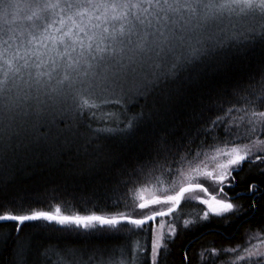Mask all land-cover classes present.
<instances>
[{
    "label": "snow or ice",
    "instance_id": "6c2138e0",
    "mask_svg": "<svg viewBox=\"0 0 264 264\" xmlns=\"http://www.w3.org/2000/svg\"><path fill=\"white\" fill-rule=\"evenodd\" d=\"M221 128L236 146L211 170L189 162L178 185L118 210L137 184L173 174L184 141ZM260 136L264 0H0V264H188L180 227L153 222L190 199L207 210L185 232L245 215L236 200L264 195ZM203 179L219 193L198 197ZM69 183L89 211H64ZM252 239L222 251L264 264Z\"/></svg>",
    "mask_w": 264,
    "mask_h": 264
},
{
    "label": "trees",
    "instance_id": "16d2710c",
    "mask_svg": "<svg viewBox=\"0 0 264 264\" xmlns=\"http://www.w3.org/2000/svg\"><path fill=\"white\" fill-rule=\"evenodd\" d=\"M228 107V105H225ZM215 118L214 116L212 117ZM247 125L240 127L235 130L236 133L243 135L246 130ZM182 131V130H181ZM235 139V135L232 137L226 136L223 129L214 132L208 136L203 134L197 136L191 144H188L187 140L184 141V146L180 147L178 154L174 150L173 157L168 159V164L172 166L173 174L169 176L167 174V167L165 168V174L161 175L159 171L156 172V179H151L148 183H143L136 185L135 192H129L128 207L123 205L118 209L119 211L132 212L135 207V203L139 202V196L143 195L145 197H150L154 194H162L163 192L171 189L173 187V182L178 185L181 180V171H183L185 177L187 175L194 174L190 171L189 162H191V168H196L202 166L205 162L209 165L207 168H202V170H211L213 167L211 158L216 156L220 158L222 151H230L232 147L236 146L232 143H225L226 140ZM256 139V137H252ZM259 139H264V136H260ZM203 142V143H202ZM249 143L247 138L238 141L240 146ZM219 149L220 151H217ZM201 155L197 159V154ZM183 164L180 163V157L185 156ZM248 165L244 166V169L237 175V180L239 181L241 177L247 175ZM38 175H45V173H38ZM46 179H52V177L45 176ZM259 178H250L247 180V184L237 183L233 188H226L229 196H234L237 192L246 191L247 185L255 183ZM208 188V194L199 193L198 195L205 199H210L212 195L219 193V186L214 185L210 180L203 179L200 181ZM261 192L264 193V184L260 185ZM76 185L69 183L67 185V191L64 193V199L70 201V203L64 206V211L66 212H86L91 209V205H82L79 202L81 193L76 191ZM143 189V191H142ZM75 197V199H74ZM135 200V203L133 202ZM255 200L257 207L251 209L249 206ZM237 203H241L249 210L245 215H242L239 219H232L230 222L212 218L207 226L200 227L198 230L193 229L191 231L185 232L183 226L180 227L181 234L177 243L182 244L184 249H186L189 256L188 264H235L237 261V256L231 251L225 253L224 249H237L239 246L246 244L248 237L263 238L264 236V195H260L259 198L250 197L244 195L241 199L236 200ZM193 204V203H192ZM192 204L188 205V212L195 214L197 217L202 215L203 210L200 207L195 210ZM198 206V205H197ZM115 210V209H114ZM107 211V209H105ZM136 212L140 210L135 209ZM196 212V213H195ZM192 219H196L197 217ZM187 218V216H186ZM160 219H156L153 222L154 226L158 223ZM135 239V238H134ZM115 242V241H113ZM218 251V258L213 256V250ZM240 249L237 250L239 252ZM203 253V255H202ZM246 255V253H241Z\"/></svg>",
    "mask_w": 264,
    "mask_h": 264
},
{
    "label": "rangeland",
    "instance_id": "374dc122",
    "mask_svg": "<svg viewBox=\"0 0 264 264\" xmlns=\"http://www.w3.org/2000/svg\"><path fill=\"white\" fill-rule=\"evenodd\" d=\"M197 196L200 197L198 195V193H197ZM200 198H202V197H200ZM190 204H192V207H194L195 210H198L200 207H202L203 211L207 210L206 205L199 203V199L186 200V201L182 202V205L180 206V208L177 210V212L174 215H170L168 217L158 218L160 220L158 221V223H156L155 227L159 230H162L166 234L169 232L170 227L173 224H176V225L182 227L184 220H191L193 217L196 216L195 214L188 212V205H190ZM186 216H187V218H186ZM161 225H163L162 229H161ZM247 242H248V240H247ZM252 245H255L257 248L264 250V236H263V238L253 237V239L250 241L248 246L251 247ZM238 249H240V247H237L236 250H238Z\"/></svg>",
    "mask_w": 264,
    "mask_h": 264
},
{
    "label": "water",
    "instance_id": "95a60500",
    "mask_svg": "<svg viewBox=\"0 0 264 264\" xmlns=\"http://www.w3.org/2000/svg\"><path fill=\"white\" fill-rule=\"evenodd\" d=\"M157 218H160V217H157ZM155 222V221H154Z\"/></svg>",
    "mask_w": 264,
    "mask_h": 264
}]
</instances>
